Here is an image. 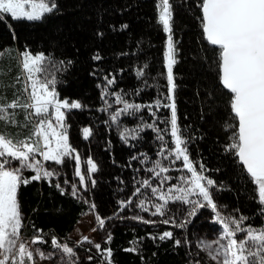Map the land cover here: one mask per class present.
Wrapping results in <instances>:
<instances>
[{
	"label": "trees",
	"instance_id": "trees-1",
	"mask_svg": "<svg viewBox=\"0 0 264 264\" xmlns=\"http://www.w3.org/2000/svg\"><path fill=\"white\" fill-rule=\"evenodd\" d=\"M198 2L170 0L171 35L177 60L173 65L176 84L173 95L178 125L197 171L202 165V174L215 182L210 192L221 215L249 217L245 225L258 228L264 226L258 193L254 192L255 186L242 170L238 157L225 150L234 131H226L225 124L235 121L230 119L229 94L219 84L214 48L203 37ZM55 3L56 9L40 21L13 20L7 14L0 20V104L17 98L21 104L27 102L22 53L43 54L47 59L41 78L54 77L57 96L82 105L65 115L68 143L81 157L80 167L91 159L97 170L87 172L90 176L85 181L87 190L73 175L75 160L69 171L61 164L55 166L56 176L21 185L18 200L23 216L22 237L31 240L40 235L45 243H38V247L50 251L54 248L53 238L59 243L70 242L80 219L91 212L94 217L98 214L105 219L96 243L102 249H111V264H195L197 260L200 264H214L197 247L198 231L208 225L206 219L201 221L204 225L197 222L204 215L197 219L194 215L183 222L182 228L170 226L172 238L160 240L164 232L115 216L110 207L122 190L123 181L121 174L108 166L106 155L113 150L134 148L151 161L162 160L158 155L157 133L146 125L170 128V124L162 122L170 119V109L155 106L158 99L163 104L170 103L165 99L168 34L158 22L159 0H55ZM97 55L101 59H93ZM140 71L142 76L137 75ZM106 75L115 78L112 85H107ZM105 87L111 93L104 98L108 105L101 99ZM117 95L130 104L141 105V110L121 112L112 121L111 115L123 108V103L115 102ZM146 105L152 108L143 107ZM6 113L10 114L9 120L0 121V134L14 141L26 140L38 118L25 119L29 111L23 108L6 109ZM85 128L91 132L87 139L83 136ZM165 139L172 141L170 134ZM81 169L87 171L83 166ZM23 175L30 177L34 173L25 170ZM57 183L61 188L55 186ZM73 185L78 189L77 196L72 195ZM182 230L184 234L178 235ZM109 235L111 241L105 242ZM81 247L88 250L82 264H107L106 254L98 253L92 244Z\"/></svg>",
	"mask_w": 264,
	"mask_h": 264
},
{
	"label": "snow or ice",
	"instance_id": "snow-or-ice-1",
	"mask_svg": "<svg viewBox=\"0 0 264 264\" xmlns=\"http://www.w3.org/2000/svg\"><path fill=\"white\" fill-rule=\"evenodd\" d=\"M56 7L55 0H50V2L49 0H38V2L37 0H0V20H4V14H7L13 20L40 21L46 13H51ZM197 7L201 11L198 18L203 37L214 48L219 84L229 94L230 119L235 121V123L226 122L225 124L226 131L234 129L229 137L231 143L226 146L225 150L231 151L234 156L238 157L242 170L246 172L255 186L254 192L258 193L257 203L261 205L260 212L264 215V0H199ZM157 8L159 9L158 22L162 25L163 31L168 34V50L165 55L168 95L165 99L170 103L163 104L158 99L155 106L170 109V119L162 121L166 125L170 124V128L160 129L155 124L146 125L157 133L156 139L160 141L158 155L162 157V160L153 161V166L147 171L160 178L161 187L153 186L149 179L137 181L140 187L135 188L132 196H144L148 199L147 194L141 189H150L151 195L163 202L152 205L155 211L151 214L154 216L164 215L165 206L170 200L191 204L192 207L188 210L189 216H194L199 209L210 208L215 214L216 222L222 225V230L215 240L198 243L197 247L206 253L207 260L214 264H264V226L253 228L245 225V221L249 219L246 216L241 215L235 218L232 215H221L210 192L215 182L202 174L204 171L202 165L198 172L189 158L187 140L178 125L173 95L176 88L173 65L177 63V60L171 35L172 5L170 0H159ZM122 27L126 28L127 25ZM46 59L43 54L33 55L28 51L22 53L21 66L28 81L24 89L28 94L27 102L21 104L17 98L7 104H0V121L8 122L10 114L6 113V109L16 108L29 111V115L25 117L27 120H31L33 116L38 118L33 125L34 131L26 140L14 141L0 134V264H28V262L37 264V257L41 259L52 257V253L45 254L40 249L31 247L38 243H45L40 235L34 236L30 241H25L22 237L23 216L18 200L21 185L54 175V171L44 168L37 156H41L43 161H53L57 165L66 163V158L75 160V174L85 190H87L86 178L90 179L87 172L97 170L96 164L88 159L86 164L89 168L85 174H81V157L72 155L74 149L68 143L64 124L65 112L62 109L71 111L82 108V105L79 101L69 102L67 99H58L55 91V78L49 79L47 76L41 78L40 74L46 71L44 66ZM93 59L99 60L101 57L97 55ZM137 75L142 76L143 72L140 71ZM104 80L107 85L115 82V78L110 79L108 75L104 76ZM108 95L111 93L105 87L102 90L101 99L106 105L108 101L104 98ZM115 102L123 103V108L111 115L112 121H116L121 112H128L129 109L136 112L142 108L139 104L133 105L124 101L119 95L116 96ZM143 107L151 109L152 105ZM50 109H54V116L50 115ZM152 115L155 116V113L153 112ZM58 129H63V131H58ZM90 134L89 129L83 130L85 139ZM169 134L172 141L165 139V136ZM121 139L124 140L125 136L122 135ZM170 143L174 144V147H169ZM132 159H137V157L134 156ZM181 160L182 168L191 174V178L182 175L178 179L182 184L189 186H170L165 192L164 182L173 178L162 176V174L169 172L170 165ZM14 161L18 162V166L12 167ZM162 161L168 163L165 164ZM25 170H31L34 175L25 177L23 175ZM91 182L95 184L94 180ZM55 186L61 188L58 183ZM77 192L78 189L73 185L72 195L77 196ZM177 192L180 194H173ZM61 193L63 194V189ZM193 195L201 199L189 200V197ZM131 204H133L131 197L127 201H121L119 211H123ZM137 207L148 211L144 199L139 200ZM91 208L94 209L95 205H91ZM129 218L145 224L154 223L140 216ZM95 219L98 227L103 229L105 219L98 214L95 215ZM170 222L169 219L162 221L164 224ZM174 226L184 227V223ZM92 231H97V227H93ZM165 238L171 239L172 233L164 232L159 236L160 240ZM82 240L92 244L98 253L106 254L107 264H111V249H102L100 243H94L88 236H83ZM110 241L111 236L109 235L105 242ZM51 243L54 248L60 249L69 258V260H64L62 256V264H75L71 260L75 256L73 248L67 244L61 245L55 238ZM179 243L180 241L177 240L176 244L179 245ZM132 250L126 249V251ZM88 259L91 260L92 257L89 256ZM195 264H200V261L197 260Z\"/></svg>",
	"mask_w": 264,
	"mask_h": 264
},
{
	"label": "rangeland",
	"instance_id": "rangeland-1",
	"mask_svg": "<svg viewBox=\"0 0 264 264\" xmlns=\"http://www.w3.org/2000/svg\"><path fill=\"white\" fill-rule=\"evenodd\" d=\"M58 99L60 98L58 97ZM62 111L65 112V115L68 112V110H65V109H62ZM50 115L54 116V109H50ZM53 123L55 124L54 120H53ZM58 131H63V129H58ZM53 146H54V143H53ZM72 155L75 156L77 154L73 152ZM134 156L137 157V159H132V157ZM37 159L41 161V163L44 165V168L46 170L54 171V175L56 176L55 166H58L57 164H55L53 161H43V158L41 156H37ZM72 160L73 159L66 158V163L63 164V166H65L68 171L72 169V166H73ZM106 162L111 169L116 170L121 174L122 181H123L122 190H120L116 194L115 198L110 203L111 211L114 213L115 216H122L127 219H131L129 217H133V216H140L144 220L154 221V223H149L147 225L151 226L153 230L160 231V232H169V231L172 232V228H169L170 226L176 227L174 226L175 224H181L187 220L190 221V218L194 217V216L188 215V210L191 209L192 207L191 204H183L179 201H171V200L169 201L168 205L165 206L166 211L164 215H155V216L152 215L151 213L155 211L152 205L156 203H163V202L157 200L155 196H152L150 189H143V188L141 189L143 193L147 194L148 199H145L144 196H132V193L134 192L135 188L140 187V184L137 183V181L149 179L152 181L153 186H156L158 188L161 187L160 178L155 177L154 173L147 171L148 168H151L153 166V163H152L153 161L149 159L145 160V156L142 155L140 152H138L136 149L132 148V149L113 150L106 155ZM162 162L165 164L168 163L167 161H162ZM16 166H18V162L14 161L12 164V167H16ZM82 166L85 170L89 168L86 162L83 163ZM81 167H80L81 174H85L84 173L85 171L82 172ZM177 169H181V170H177ZM73 175L74 177H76L77 182H79V177L76 176L75 172ZM182 175L188 177L189 179L191 178V174L188 173L186 169L182 168V160L177 161L176 164L174 165H170V171L167 173H163L162 176H170L173 179L164 182L163 190L166 192L170 186L188 187L189 185L182 184L181 181L178 179ZM173 194L179 195L180 193L177 192ZM129 197L133 199V204L128 205L126 208H124L123 211H119L120 202L127 201ZM141 199H144L145 207H147L148 211H143L139 207H137V204L139 200ZM197 199H201V198L196 195L189 197V200H197ZM195 215H196V219L201 215L205 216V218L202 217L199 219V221H197L199 223H202V225H204V223L201 221H204L205 219H206L205 221L208 220L207 222L208 225L206 224L207 227L205 225L204 226L205 228L203 231H201L202 228H200L198 231L199 235L197 236V245L200 241L215 240L222 230V225H220L215 220V214L211 211L210 208L206 207V208H202L201 210H198ZM183 218L185 219L181 221V219ZM165 219H169L171 222L168 224L162 223V221ZM131 220L142 223L139 220H135V219H131ZM93 227H97V231L93 232L92 231ZM179 228H182V227H179ZM184 231L185 230H182V233L177 232V234L183 235ZM99 232H100V228L97 225V221L94 215L91 212H88L80 219L74 231L71 233L70 235L71 241L63 242L60 244L61 245L67 244L69 247L73 248L75 252V256L72 257L71 260L74 261L75 264H82V262L88 256V250L81 247V245H91L83 241L82 237L88 236L90 240L96 243L99 240ZM25 241H30V240H25ZM31 247L40 249L37 244L31 245ZM40 250L44 252L45 254L52 253V257L51 259H41L37 257L36 258L37 264H62V261H61L62 256L64 260H69V258L66 255H64L60 249L53 248L50 251H45L42 249ZM28 264H31V262H28Z\"/></svg>",
	"mask_w": 264,
	"mask_h": 264
}]
</instances>
